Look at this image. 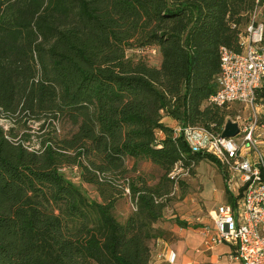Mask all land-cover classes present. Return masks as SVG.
<instances>
[{
    "label": "trees",
    "instance_id": "obj_1",
    "mask_svg": "<svg viewBox=\"0 0 264 264\" xmlns=\"http://www.w3.org/2000/svg\"><path fill=\"white\" fill-rule=\"evenodd\" d=\"M255 9L264 23V0H0V264H150L181 175L218 163L166 120L222 132L232 112L206 99Z\"/></svg>",
    "mask_w": 264,
    "mask_h": 264
},
{
    "label": "built area",
    "instance_id": "obj_2",
    "mask_svg": "<svg viewBox=\"0 0 264 264\" xmlns=\"http://www.w3.org/2000/svg\"><path fill=\"white\" fill-rule=\"evenodd\" d=\"M259 15L255 9L241 32L240 52L220 48L216 90L206 99L208 106L249 108V115L230 118L239 133L226 138L202 127L175 128L192 151L212 155L223 172L233 202L220 205L213 225L203 229L211 244L232 245L230 258L242 264H264V142L258 135L262 127L258 107L264 109V101L257 96L264 89V23Z\"/></svg>",
    "mask_w": 264,
    "mask_h": 264
},
{
    "label": "crops",
    "instance_id": "obj_3",
    "mask_svg": "<svg viewBox=\"0 0 264 264\" xmlns=\"http://www.w3.org/2000/svg\"><path fill=\"white\" fill-rule=\"evenodd\" d=\"M226 109H234L235 113L231 111L232 113L226 116L222 132L226 122L231 120L230 118L238 114H250L249 108L239 104H233ZM258 112L262 124L258 135L264 142V109L258 107ZM166 121L172 127H178L176 122L169 119ZM207 161H201L197 167L196 177L200 187L199 190L196 187L190 188L189 193L184 197L185 201L182 206L185 208L184 211L171 216L164 215V220L159 226L165 232V237L159 238L153 244L150 264H242L241 261L230 258L233 253L232 245L211 244L210 236L202 231L203 227L213 225V217L220 205L233 202L226 199V186L221 168L217 165L218 170L214 169L207 164ZM201 164L205 166L207 178L203 177L199 171ZM217 171L220 173L219 176ZM212 178L216 182H212L210 180ZM177 219L187 225H179Z\"/></svg>",
    "mask_w": 264,
    "mask_h": 264
},
{
    "label": "rangeland",
    "instance_id": "obj_4",
    "mask_svg": "<svg viewBox=\"0 0 264 264\" xmlns=\"http://www.w3.org/2000/svg\"><path fill=\"white\" fill-rule=\"evenodd\" d=\"M261 12V9H259V14ZM153 54H156V52H154ZM156 59L154 57H152V60L151 62L153 63H156L155 61ZM238 109V108H237ZM233 113H235V110L232 109L231 110ZM0 125H2L5 129L10 127V123L5 120V119H0ZM37 125L38 124H34L33 125V130L30 132V134H32V141L31 142H26L25 145H27L29 147V149H37L38 146H39V141H38V138H37ZM29 132V131H28ZM207 164L212 167V168H216L218 170V166L210 161H207ZM204 164H201L199 166V171H201V174H203L202 176L207 178V172L205 170V166ZM198 167V166H197ZM197 167H195V170L197 171ZM65 170V172L67 173L68 175V178L71 179V181L73 183H75L76 185L80 186L85 192L86 194L88 195V197L90 199H99V195L96 191V189L87 184V183H84L82 182V180L80 179L79 177V170L77 167H72L71 169L70 168H63ZM205 170V171H204ZM145 171L149 172L152 176L153 174H156L157 171L154 167H151V166H145ZM178 172L181 171L180 169L177 170ZM218 173V176L220 175L219 171H217ZM181 178H183V180L186 181V184L189 185V188L192 189V187H196L197 190H199L198 188L200 187V184L198 182V178L195 177V178H189L188 176H183L181 175ZM212 182H216V180L214 178L210 179ZM150 183L152 184L153 181H150ZM195 188V189H196ZM194 191V189H193ZM127 193V192H126ZM184 197H181L180 195V192L177 191L176 195H175V198L172 199V201L169 202V205L166 207L165 211H164V215H175L176 213L180 212L181 211H184L185 208H183V204H184ZM198 202V201H197ZM134 210V205L132 204L131 201H129V199L127 198H121L118 202V205H117V208H116V215L119 219L123 220L128 214H130L132 211ZM208 227V226H207ZM204 228V227H203ZM202 231H204V229H202ZM153 247V246H152ZM153 249V248H152Z\"/></svg>",
    "mask_w": 264,
    "mask_h": 264
},
{
    "label": "water",
    "instance_id": "obj_5",
    "mask_svg": "<svg viewBox=\"0 0 264 264\" xmlns=\"http://www.w3.org/2000/svg\"><path fill=\"white\" fill-rule=\"evenodd\" d=\"M239 133V127L237 123L228 120L224 126V130L222 132V137H235Z\"/></svg>",
    "mask_w": 264,
    "mask_h": 264
}]
</instances>
